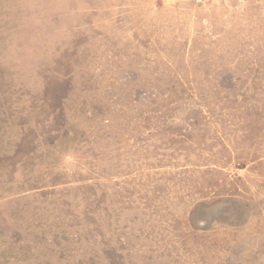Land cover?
<instances>
[{
  "label": "rangeland",
  "instance_id": "rangeland-1",
  "mask_svg": "<svg viewBox=\"0 0 264 264\" xmlns=\"http://www.w3.org/2000/svg\"><path fill=\"white\" fill-rule=\"evenodd\" d=\"M0 264H264V0H0Z\"/></svg>",
  "mask_w": 264,
  "mask_h": 264
}]
</instances>
